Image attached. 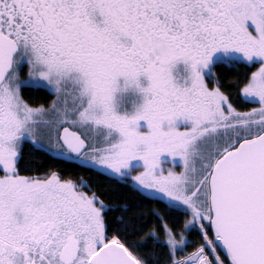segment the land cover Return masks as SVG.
<instances>
[{"label": "snow or ice", "instance_id": "snow-or-ice-1", "mask_svg": "<svg viewBox=\"0 0 264 264\" xmlns=\"http://www.w3.org/2000/svg\"><path fill=\"white\" fill-rule=\"evenodd\" d=\"M0 264H264V0H0Z\"/></svg>", "mask_w": 264, "mask_h": 264}]
</instances>
